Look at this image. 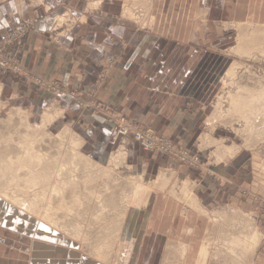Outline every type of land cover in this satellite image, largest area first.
<instances>
[{"label":"crops","instance_id":"1","mask_svg":"<svg viewBox=\"0 0 264 264\" xmlns=\"http://www.w3.org/2000/svg\"><path fill=\"white\" fill-rule=\"evenodd\" d=\"M124 2L0 0V39L26 23L34 26L16 53L30 76L0 68V103L21 111L33 126L39 127L45 119V131L66 130L67 136L79 142L80 153L102 168L111 167V156L125 149L130 173L157 178L151 183L158 185L160 193L141 186L134 191L130 206L131 214L145 215L147 230L156 228L163 214L156 201L167 199L164 190L169 182L164 187L159 183L165 175L169 181L178 178L182 187L188 181L191 194L208 211L237 203L256 220L261 233L254 263L264 264V210L254 200L264 198V156L254 151L231 156L227 147H215L217 137L225 134L214 121L213 108L233 65L228 54L233 47L230 31L250 22L264 26V0H136L148 12V29L121 15ZM63 14L77 23L57 29L56 18ZM37 81L60 84L67 91L94 92L97 102L117 117L151 128L191 152L200 169L144 151L117 121L109 122L77 105L70 95H57ZM238 188L250 194L240 196ZM180 211L188 219L192 216V221L197 217L191 229L196 233L203 213L188 203ZM6 212L23 222L21 209L9 207ZM27 216L38 220L43 232H58ZM182 247L188 248L185 263L191 245Z\"/></svg>","mask_w":264,"mask_h":264},{"label":"bare ground","instance_id":"2","mask_svg":"<svg viewBox=\"0 0 264 264\" xmlns=\"http://www.w3.org/2000/svg\"><path fill=\"white\" fill-rule=\"evenodd\" d=\"M141 4L142 3H137V5H141ZM144 4H147V3H144ZM144 6H142V8L146 10ZM239 26L241 29H243L242 31L239 28ZM252 26H255V25H253V23L251 22L236 26L240 29L239 32L240 31L241 32L239 34L241 35H239V39H237L238 40L237 47H234V48L237 54L241 56L246 55V54L248 56L253 55V50H255L256 46L259 49L258 51H260L261 54H264V26H257L256 28L253 29V32L247 33L246 29H249L250 27L252 28ZM241 67L244 70L242 64L240 63L238 64L237 62H235L230 68V70L227 72L226 74L227 79L232 81V84L235 83L236 81L235 78H237L238 70ZM239 81H236V82L238 83ZM224 82H226V80ZM225 89L226 88H224V90ZM232 89L233 88H229V91H230L228 92L229 96L227 95L226 97H224V95L227 94V93H224L226 91L224 92L222 91L220 92V94L218 93L219 98L218 100L217 99L215 100L217 101V103H216V106L214 105L213 107L216 110L214 121L218 122V120L222 118L225 114H228V112L230 115L232 114L233 115L236 114L237 116L240 115L241 119L245 121V124H244L245 130L243 131L244 135H247V137H250V138L251 137L255 138L256 142H258L261 139H264V80L258 79L256 81L254 80V82L251 84L239 85L237 91L234 90L232 92ZM0 91L2 90L0 89ZM0 112L2 113V111ZM6 115L5 117L0 118V125H2V127H5L3 129L0 126V198L7 200L13 205L26 211L30 215H33V216L36 215V217L39 216L41 221H44L45 223H47V225L52 227L54 230H57L58 232H61L70 238H74L73 239L74 241L75 239L77 241H81L82 242L81 244L84 247L88 245L89 248L91 249V253H92L91 255H93L95 258H98L105 262L110 261L109 258L112 257L111 251L115 245L114 242L120 240L122 234H124L123 227L124 225L126 226V221L124 218L126 214L124 212L126 211L123 210L126 207V204L123 205L121 202V197L124 198L125 195L124 196L122 195L121 197L113 196L114 192H112L113 194L109 192L108 183L106 184L107 191L106 190L105 191L107 192V194L108 192L109 194H111L110 197L106 195V192L101 194L99 191H95L94 189L93 193L94 195L95 194L97 195L96 196L97 198L94 196L95 197L94 199L92 195L91 196L86 195L87 200L91 202L92 208H94L91 211V214H90L91 216L89 215L88 217L87 212L90 210L88 211L81 210L87 207L85 205L87 204V202L85 201L86 202L85 203L83 201L85 195L83 197V195L79 196L76 194L77 192L76 189L82 183L84 187L85 185L84 183L88 180L92 182L93 181L96 182L102 179L103 176L109 177L108 171L110 169L104 170L102 167L96 165L95 162L93 163L88 158H86L84 155H82L79 151L80 144L77 140L74 139L73 141L74 147L71 146V144L69 145L68 148L70 149L67 150V152H65V154L63 155V159H62L63 164L61 165L59 173H58L57 161L63 149L61 144L58 143V144L53 145L54 146L53 150L51 149L52 147L50 148L51 149L50 151H53L52 153H54L52 156L50 154V157L43 155L41 153L39 154V151H41V147L39 144H41V142L44 141L45 139V138L43 139L42 137L46 136V135L42 136V134H45L44 132H46L45 131L46 126H45V123H43L45 119L44 120L42 119L43 121L42 125L44 124V126L40 125L42 127L40 126L38 127V126L31 125L30 122L27 121L28 119L27 120L25 118L23 119L21 116L19 117V115L17 117L15 115H10V116H6ZM19 118L20 119L22 118V119L20 120V124H17L18 122H16L17 121L16 119H19ZM46 124L48 125V121H46ZM21 129L22 130L24 129V131H21ZM61 134L62 136L68 135L66 130L65 132ZM62 136L60 137L61 140L63 138ZM48 139H49L47 140L48 143L52 141V143L48 145L49 147L55 142L53 141V139L50 140L51 139L50 137ZM71 140H73V137ZM213 144L214 143H212L211 141V145ZM38 145H39V148L37 147ZM37 148L40 150L38 151ZM227 148H228L227 151L229 155L231 156L235 155L234 151L232 150V147L230 148L227 147ZM42 150L49 151V148L42 149ZM111 157H112L111 167H113V169L123 168L121 167V161H122V164L126 163L127 152L125 151V149L120 150L119 152H116L115 155H112ZM216 157L218 159H221V154ZM224 157H222V159ZM79 174H82V175L79 177ZM100 175H103V176L100 177L99 179ZM84 176L85 178H83ZM95 176H97L98 180H95V178L92 179ZM166 176L167 175H165V177H161V180L159 181V183L162 182L163 187L166 186V184L169 182L168 180L169 177L167 176L168 177L167 178ZM114 177L115 176H113V178ZM86 178H88V180H85ZM104 179L106 178H103L102 180ZM138 180L143 181V176L139 177ZM188 183L189 182L187 181V183L183 185L184 187H181L182 193L184 192L183 193L184 195L182 196V200L188 203L194 209L200 211L201 213H206L198 202L200 200H197L196 196L192 195L193 193L191 194L190 192L191 190H189ZM91 184L92 183L90 182V185ZM94 185H97V184H94ZM89 191L91 190H88L86 192L88 193ZM97 192H99L100 194ZM93 193H89V195ZM57 200L58 202L55 205L54 203ZM88 207L90 208L91 206L88 205ZM231 212L233 214H229L228 211L227 213L226 212L219 213L217 215L218 219L216 220L217 225L215 224L214 226L210 227V230L211 229L214 230L215 226H218V231L220 232V235H221V238L218 237L221 240V243L216 249L218 253L216 255L213 254L215 258L214 260L219 261V263L223 262L224 264H237L238 262L242 264L243 262H245L244 260L242 262V258L249 256L248 254H250L257 247L258 242L260 240L261 232H259V230L257 229L258 227L256 226V220H254V218L251 215L244 214L243 212L239 211V209L238 210L231 209ZM213 215L215 214L213 213ZM218 221L224 222V224L219 223ZM86 223L92 226H96V228L98 229L95 230L94 229L95 227L92 228V226L90 225L86 227ZM98 224H99V227L97 226ZM213 236H214V233H213ZM215 241H218V239L217 240L215 239ZM211 243H209V245H211ZM177 248L178 250L175 249L172 252L176 253L177 255H180V262L183 263L182 261H184L186 257L188 248L182 247V246L177 247ZM208 248L209 247L203 246V248L200 250L201 252L200 254H198V256L200 255L198 264H206L208 254L210 252H214V251L208 252ZM223 258L225 259V261H221Z\"/></svg>","mask_w":264,"mask_h":264},{"label":"rangeland","instance_id":"3","mask_svg":"<svg viewBox=\"0 0 264 264\" xmlns=\"http://www.w3.org/2000/svg\"><path fill=\"white\" fill-rule=\"evenodd\" d=\"M131 1H132L131 4H129L130 0H125V2H124V7H122V13H121V15L124 18H126L125 15L132 18L133 15L134 16L138 15V14H136V12H140V10H138V8H140L139 6H141V5H137V2H135L136 0L135 1L131 0ZM142 1H144V0H142ZM127 4L128 5L133 4L132 6L134 9L127 7L128 6ZM138 25H140V24H138ZM253 25H255V26H252V28L250 27L249 29H246L247 33L253 32V29L256 28L257 26H262V25H257V24H253ZM239 28H240V26H239ZM239 28L235 26L234 30L230 31V33H232V36H233V40H232L233 41V47L231 49H229L228 54L230 55L229 57L232 60V64H234L235 62H237L238 64L240 63V64H242L244 70L242 69V67L239 68V70H241V71L238 70L237 78H235L236 81L240 80L238 83L235 81V83L232 84V81L227 79V76L224 77L226 82H224L225 80L223 79V83H222L223 89L221 90V92L226 91L224 93H227L224 95V97H226L227 95L229 96V93H228V92H230L229 88H233L232 89V92H233L234 90L235 91L238 90L239 85L251 84L254 82V80L256 81L258 79L264 80L263 79L264 78V54H261V52L258 51L259 50L258 47L256 46L255 50H253V55H250V56H248L247 54L241 56V55L237 54V52L234 48V47H237V44H238L237 39H239V35H241L239 33L243 30L240 28L241 31L239 32V30H240ZM250 29H251V31H250ZM14 31H15V29L10 31V33L14 32ZM10 33H8V35ZM8 35H6L5 37H2L0 39V46L4 42V39ZM0 68L15 74L14 72L5 68L1 62H0ZM254 73H256V74H254ZM253 77H255V78H253ZM224 88H226V89L224 90ZM65 90H66V88H65ZM50 91H52V90H50ZM0 105H1L0 111H2V113L0 112V114H1L0 118L5 117V115L7 113L8 114L6 116L15 115L17 117L19 115V117L21 116L23 119L25 118L23 116V113L21 111L16 110V108H14V107L7 108L2 103H0ZM4 113H6V114H4ZM18 113H20L21 115ZM21 119L20 118L16 119L17 120L16 122H18L17 124H20ZM217 123L219 126H221L219 131H222L225 135L222 134V136L220 135V137H217V141H215L216 142L215 147H224V146L229 147V148L232 147L234 154H236L238 151H242V152L243 151H254V152H257L260 155L264 156V139H261L258 142H256L255 138H252V137L250 138V137H247V135H244L243 131L245 130L244 129L245 121L243 119H241L240 115H238V116L236 114L230 115L228 112V114H225L222 118H220ZM33 125H35V124L33 123ZM0 126L2 127V125H0ZM2 128L4 129L5 127H2ZM21 131H24V129L23 130L21 129ZM44 133L45 134H42V136H45V135L46 136L42 137L43 139L45 138L44 141H42V142L45 144H43L41 142V144H39L41 147V151H39L40 149H38L39 145L37 146L38 147L37 150L39 151V154L41 153L43 155L50 157V154H51V156L54 154V153H52L53 151H50L51 149L53 150V147H54L53 145L58 144V143L61 144L63 149H62V153L58 157L60 160L58 159V161H57V164H58L57 170L59 173L60 167L63 164V162H62L63 161L62 160L63 155L65 154V152H67V150L70 149V148H68L70 144H71V146H73L74 140H71L72 139L71 136H64V135L62 136L61 133H55V131L49 130V131H46ZM48 134H50V135H48ZM47 135L51 138L50 140L53 139V141L55 142V143L53 142L54 144H52L49 147H48V145L50 143H52V141H50L48 143L47 140H49L48 139L49 137ZM61 136L63 137L62 140L60 139ZM249 138H250V140H249ZM217 143H219V144H217ZM65 144H66V146H65ZM219 145H221V146H219ZM48 148H49V151L42 150V149H48ZM152 153H158V152H152ZM160 154H163V153H160ZM168 157H170V156H168ZM174 160L177 161L176 159H174ZM127 166H128L127 161L125 164H122V161H121V167H123V168H118V169H116V168L113 169V167L103 168L104 170L110 169L108 171L109 172L108 176L111 178L100 175L99 179L102 176H103V178H106V179H104L105 180L104 181V180H102L103 178L98 180L97 176H95L93 178L91 177L92 179L95 178V180H98L96 182L93 181L94 183L92 181L88 180V178H86L85 180H88V181H86L84 183L85 184L84 187H83V183H82L80 185L81 187L79 186L76 189L77 195H79V196L83 195V197L85 195L83 201L84 202L86 201L87 204L89 201L87 200L86 195H88V196L92 195L93 197L94 196L96 197L97 195L96 194L94 195V193H93L94 189H95V191H99L101 194L105 193L107 191V189H106L107 183L109 184V186H108L109 192H111V193L114 192L113 196H119V197H121L122 195L126 196V198H125V196H124V198L121 197L122 204L123 205L126 204V207H127V208L125 207L123 209L124 211H126V212H124V213H126L124 216L125 221H126V226L124 225V227H123L124 236L122 238H120V240L114 242L115 245L111 251L112 257L109 258L110 261L105 262V261H102L98 258H95L93 255H91L92 254L91 249L89 248L88 245L86 247H84L81 244L82 243L81 241H77L76 239H75V241L70 240L69 239L70 237L67 238L68 236H66L65 234H63L61 232H59V233L58 232H56V233L43 232L42 228L38 224L39 222H37L38 220H36V222L32 221L29 218V216H27V214H29V213H27L26 211H24L22 209L21 210L24 211V212H22L24 214V219L21 220L20 222H22V221L23 222L22 223L17 222L15 217H12L10 214H8L6 212V210L9 207H10V209L11 208L20 209V208L13 205L10 202H8L7 200L0 198V264H183L180 262V255H177L176 253L172 252L175 249L178 250V248H177L178 244L179 245L181 244L182 246L183 245H189V244L191 245V249L187 255V258H188L187 262H185L184 264H198V260L200 257V255L198 256V254H200V252H201L200 250L203 248V246L209 247L208 252L209 251L216 252V253L210 252L208 254L206 264H218L219 261L214 260L215 258H214L213 254L216 255L218 253L216 249L219 246V244L221 243V240L218 238V237L221 238V235H220V232L218 231V226H215L214 230H212V229L210 230V227L214 226L215 224L217 225V223H216V220L218 219L217 215L219 213H222V212L227 213V211L229 214H233L232 213L233 211L231 212V209L232 210H236V209L238 210L239 209V211H241L247 215H248V213H245L244 211H242L238 207L237 203L236 204L235 203L234 204H227V205H225V204L216 205L212 209H209V211L207 210L206 213H203L204 217L201 218V224L199 226V229L197 230L196 233H193V230L191 232V229H195V226H196L195 223H197V219H196L197 217L194 216L195 218H193L194 220L192 221L191 220L192 216H190L189 219H188L187 214L184 216H181L182 214H181L180 210L183 207V205H186L185 201L182 200V196L184 195L183 194L184 192L182 193L180 191V189L182 187V183L179 182L177 179L172 178V180L170 179V181H169L168 189L164 190V192H167V193H165V194H167V196H166L167 199L159 198L156 201L157 203H159L158 206L162 207V210H163V214L161 216V219L158 218V221H157L158 225L156 228H153V229L151 228V229L147 230V229H145L146 226H144L145 222L147 221L145 215L143 214L142 217H136L135 213L131 214L130 205H132V201L134 199L133 196H135L134 191L139 189L140 186L148 187L149 189L154 190L157 193H160L158 190H156L158 188V185L151 183L152 181L153 182L155 181L156 177L155 178L149 177L151 179H148V177L147 178L144 177L143 181H139L138 180L139 175L130 173ZM189 166H191V165H189ZM191 167L194 169H197L194 166H191ZM263 170H264V167H263ZM111 173H113V174H111ZM81 175L82 174H79V177ZM93 175H95V174H93ZM113 176H115L114 177L115 179L113 178ZM83 178H85V176ZM114 180H115V182H114ZM176 180H177V182H176ZM90 182L92 183L91 185H90ZM86 183L88 186L86 185ZM94 184H97V185H94ZM135 186H136V188H135ZM51 187H52V185H51ZM177 188H179V189H177ZM80 189H82V190H80ZM88 190H91V191H89L87 193L86 191H88ZM99 192H97V193H99ZM109 192H108V194L106 192V195L108 197L111 196V194H109ZM89 193H93V194L89 195ZM237 193L240 196L241 195L248 196L250 194L247 191H244L243 189H240V188L237 189ZM70 195H72V194H70ZM157 195H159V194H157ZM169 195H172V196H169ZM95 197H94V199H95ZM179 197H181V198H179ZM70 199H68V200H70ZM254 200L256 202H258L259 207L262 210H264V198L262 199L260 197H254ZM57 202H58V200L54 204L56 205ZM87 204H85L87 206L86 207L87 209L84 208L86 210H84V209H81V210L82 211L90 210L87 212L88 213L87 216L89 217V215L91 214V211L94 208H92L91 202H89V204H88L89 206H91L90 208L88 207ZM93 206H94V204H93ZM148 211L150 212L151 210H148ZM118 212H119V210H118ZM212 212L215 215H213ZM26 216L28 218H26ZM34 217H36V215ZM209 217L212 218L213 220L210 219ZM36 218L40 219L39 216ZM154 219H156V218H154ZM212 221H213V223H212ZM42 222H44V221H42ZM136 222H139V224ZM135 223H136V225H134ZM219 223L224 224V222H219ZM45 224H47V223H45ZM89 225L90 224L86 223V227ZM132 225H134V226H132ZM90 226H92V225H90ZM97 226L99 227V224ZM92 228H94L95 230L98 229V228H96V226H92ZM213 233H214V236H213ZM217 233H219V234H217ZM213 237H214V239H213ZM71 239H74V238H71ZM215 239L216 240L218 239V241H215ZM209 243H211V245H209ZM213 243H214V245H213ZM210 248H211V250H210ZM70 251H72V252H70ZM251 253H253V254H251ZM251 253H250L251 255L248 254L250 257L247 256L245 258H242V262H243V260L245 261L242 264H246V263L247 264H255L254 263L255 249ZM111 258H112V260H111ZM87 259H89V260H87ZM115 259H116V261H115ZM223 259L221 261H225V259L224 260ZM221 263L224 264L223 262H220L219 264H221ZM237 264H240V263L238 262Z\"/></svg>","mask_w":264,"mask_h":264},{"label":"built area","instance_id":"4","mask_svg":"<svg viewBox=\"0 0 264 264\" xmlns=\"http://www.w3.org/2000/svg\"><path fill=\"white\" fill-rule=\"evenodd\" d=\"M138 10H140V12H136V14H138L137 16L133 15V17L130 18L129 16L125 15L126 18L135 21L137 24H140L142 29H148L150 22V20L147 19L148 12L142 7L138 8ZM76 23L77 21L71 20L68 14H63L56 19L57 29L62 28L67 24L72 26ZM33 29L34 26L32 23H26L21 27H18L14 32L10 33L4 39V42L0 46V62L5 68L20 76L29 77L30 75L23 69L19 59L16 56V53ZM37 82L58 95H70L80 107L91 110L95 115L105 116L109 122L117 121L119 126L123 129H126L131 134L133 140L139 143V145L145 151L163 153L173 159H176L180 163L191 165L196 168L199 167V161L192 153L176 146L168 139L157 135L151 128H143L126 120L125 118L117 117L103 104L97 102L94 92L67 91V89L65 90V87H62L61 85L54 82Z\"/></svg>","mask_w":264,"mask_h":264}]
</instances>
